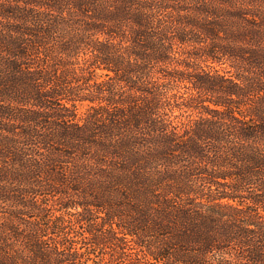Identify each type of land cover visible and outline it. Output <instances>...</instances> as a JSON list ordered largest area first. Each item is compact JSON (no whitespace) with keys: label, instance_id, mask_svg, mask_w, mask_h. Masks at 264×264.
I'll use <instances>...</instances> for the list:
<instances>
[{"label":"trees","instance_id":"trees-1","mask_svg":"<svg viewBox=\"0 0 264 264\" xmlns=\"http://www.w3.org/2000/svg\"><path fill=\"white\" fill-rule=\"evenodd\" d=\"M0 264H264V0H0Z\"/></svg>","mask_w":264,"mask_h":264}]
</instances>
